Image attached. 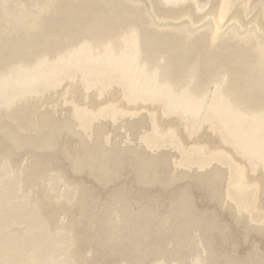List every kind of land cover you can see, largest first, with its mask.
<instances>
[{
	"label": "bare ground",
	"instance_id": "obj_1",
	"mask_svg": "<svg viewBox=\"0 0 264 264\" xmlns=\"http://www.w3.org/2000/svg\"><path fill=\"white\" fill-rule=\"evenodd\" d=\"M260 238L264 0H0V264H264Z\"/></svg>",
	"mask_w": 264,
	"mask_h": 264
},
{
	"label": "rangeland",
	"instance_id": "obj_2",
	"mask_svg": "<svg viewBox=\"0 0 264 264\" xmlns=\"http://www.w3.org/2000/svg\"><path fill=\"white\" fill-rule=\"evenodd\" d=\"M139 192V191H138ZM198 194L199 195H202V193H200V192H198ZM202 200H204L203 198H202ZM206 200V199H205ZM203 201V203H202V206H201V204H199V208L200 209H202V208H205L206 209V207L208 208V203L206 202V201ZM228 224L229 225H231L230 224V222L228 221ZM231 236L232 237H230V239H232L231 240V242L232 243H235L236 244V246L238 247L237 249L239 250L238 251V254L240 255V256H244V255H246L247 254V252L249 251H251V244H252V241L254 240V238H249V240H247L248 241V243H247V241L246 242H244L242 239H243V237L241 236V235H239V233L238 232H235L234 230L232 231V233H231ZM241 237V238H240ZM233 238H234V241H233ZM236 240V241H235ZM258 240V244H259V246L263 249L264 248V242H262V241H264V239L263 238H260V239H257ZM262 240V241H261ZM240 241H242V244H240L241 242ZM260 241V242H259ZM238 242V243H237ZM244 242V243H243ZM247 244V245H246ZM250 244V245H249ZM262 244V245H261ZM249 245V246H248ZM239 246H241V247H239ZM246 247V248H245ZM241 248V249H240ZM243 248H245V249H243ZM241 251V252H240ZM244 253H243V252ZM247 251V252H246ZM248 252V253H249ZM242 254H244V255H242Z\"/></svg>",
	"mask_w": 264,
	"mask_h": 264
}]
</instances>
